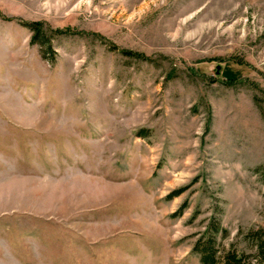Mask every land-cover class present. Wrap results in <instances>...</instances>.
Masks as SVG:
<instances>
[{
  "label": "rangeland",
  "instance_id": "374dc122",
  "mask_svg": "<svg viewBox=\"0 0 264 264\" xmlns=\"http://www.w3.org/2000/svg\"><path fill=\"white\" fill-rule=\"evenodd\" d=\"M211 219L264 226V0H0V264H201Z\"/></svg>",
  "mask_w": 264,
  "mask_h": 264
},
{
  "label": "trees",
  "instance_id": "16d2710c",
  "mask_svg": "<svg viewBox=\"0 0 264 264\" xmlns=\"http://www.w3.org/2000/svg\"><path fill=\"white\" fill-rule=\"evenodd\" d=\"M23 25L33 33L31 42L40 45L46 53L48 52V56L55 60L53 39L56 35L62 34V31H53L39 21L25 22ZM125 53L134 55L132 52ZM183 191V189L173 191L168 195V199L180 195ZM184 209L185 206L173 216H182ZM197 236L193 252L199 256L201 264H264V226L251 228L246 232L240 230L237 235L238 241L225 246L223 241L229 236V231L220 221L211 219L206 229L198 232ZM241 244H245L246 247L241 248L239 246Z\"/></svg>",
  "mask_w": 264,
  "mask_h": 264
},
{
  "label": "water",
  "instance_id": "95a60500",
  "mask_svg": "<svg viewBox=\"0 0 264 264\" xmlns=\"http://www.w3.org/2000/svg\"><path fill=\"white\" fill-rule=\"evenodd\" d=\"M220 68H221V66L219 65V66H218V71L220 70Z\"/></svg>",
  "mask_w": 264,
  "mask_h": 264
}]
</instances>
